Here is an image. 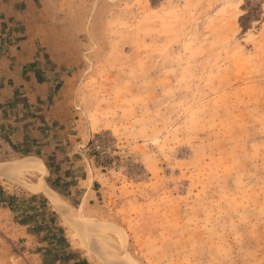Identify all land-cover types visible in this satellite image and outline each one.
Listing matches in <instances>:
<instances>
[{
    "label": "rangeland",
    "instance_id": "rangeland-1",
    "mask_svg": "<svg viewBox=\"0 0 264 264\" xmlns=\"http://www.w3.org/2000/svg\"><path fill=\"white\" fill-rule=\"evenodd\" d=\"M22 41L50 86L0 163L41 171L0 180L47 216L0 207V264H264V0H0Z\"/></svg>",
    "mask_w": 264,
    "mask_h": 264
},
{
    "label": "crops",
    "instance_id": "crops-1",
    "mask_svg": "<svg viewBox=\"0 0 264 264\" xmlns=\"http://www.w3.org/2000/svg\"><path fill=\"white\" fill-rule=\"evenodd\" d=\"M22 46L20 54L16 47H10L6 53L8 57L0 58V127L3 129L4 124L13 153L18 156L26 155V150H30L29 147L26 148V138L30 139L33 124L35 122L39 124L40 105L46 98L50 86L49 80L42 74L44 71H39L38 67L31 65L33 62L31 46H28L27 41H22ZM14 139L23 140V143L19 144L13 141ZM0 184L6 190L1 180ZM45 210V207L40 209L36 221L18 224L22 237L28 238L29 228L36 224L40 225L45 220L43 219V216H47Z\"/></svg>",
    "mask_w": 264,
    "mask_h": 264
},
{
    "label": "trees",
    "instance_id": "trees-1",
    "mask_svg": "<svg viewBox=\"0 0 264 264\" xmlns=\"http://www.w3.org/2000/svg\"><path fill=\"white\" fill-rule=\"evenodd\" d=\"M40 81V79H38ZM20 197L14 193H9V191L5 190L3 186L0 184V207L2 209L8 210L13 214H19L18 221L20 223H31L36 221L38 218V213L41 208L44 207V201L40 204H31L26 208L21 207L19 203ZM44 200V199H43ZM50 227L52 226L53 215H49L48 219ZM42 226V223L40 224ZM54 225V224H53ZM59 232L62 233V230L59 229ZM64 237H56L53 233H50V230L46 232L44 235V241L51 242L52 239H55V244L57 248L63 247Z\"/></svg>",
    "mask_w": 264,
    "mask_h": 264
},
{
    "label": "bare ground",
    "instance_id": "bare-ground-1",
    "mask_svg": "<svg viewBox=\"0 0 264 264\" xmlns=\"http://www.w3.org/2000/svg\"><path fill=\"white\" fill-rule=\"evenodd\" d=\"M9 167L11 168V169H36V170H38V171H41V168H40V166H39V164H37V163H34L33 161H31V160H27V159H25V160H21V161H18V162H15V163H13V164H7V163H0V177H2V176H5L10 170H9ZM40 189L41 190H43L44 192H46L47 193V191H48V197L51 199V200H55V198H54V195L51 193V192H49V190H48V188L45 186V185H42V183H41V185H40ZM124 256V255H123ZM125 256H127V255H125ZM121 259H123V257L121 258ZM120 259V260H121ZM126 259V258H125ZM125 259H123V260H125ZM131 262V259L129 258V257H127V259H126V261H125V263L126 264H129ZM123 263V262H122ZM124 263V264H125Z\"/></svg>",
    "mask_w": 264,
    "mask_h": 264
}]
</instances>
